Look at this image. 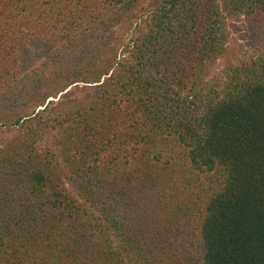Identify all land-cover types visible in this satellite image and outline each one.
I'll return each instance as SVG.
<instances>
[{
  "label": "trees",
  "instance_id": "1",
  "mask_svg": "<svg viewBox=\"0 0 264 264\" xmlns=\"http://www.w3.org/2000/svg\"><path fill=\"white\" fill-rule=\"evenodd\" d=\"M146 2L0 0V105L33 44L82 45L0 149V264H264V49L201 82L264 0Z\"/></svg>",
  "mask_w": 264,
  "mask_h": 264
},
{
  "label": "rangeland",
  "instance_id": "2",
  "mask_svg": "<svg viewBox=\"0 0 264 264\" xmlns=\"http://www.w3.org/2000/svg\"><path fill=\"white\" fill-rule=\"evenodd\" d=\"M155 1L157 0H147L146 4ZM224 24L227 34L225 51L219 59L207 65L201 82L223 77L224 71L231 67L241 64L249 65L264 49L263 21L246 16H231L225 20ZM144 31H146L144 23H139L133 18L121 22L107 32H98L93 44L96 43L95 46L102 49L101 60L105 56L112 58L113 54L118 56L123 52V47L134 34ZM81 49L82 45H78L70 53L59 57L52 47L36 43L27 53H24L18 64L16 80L18 89L11 90L9 93V96H12L11 100L4 98V102L0 105V149L19 143V131L12 126L14 119L22 118L34 109L36 103L40 102L53 86L54 77L69 70L82 52ZM52 101L56 102V99ZM68 105H72V101ZM39 109L41 108L38 107L35 110ZM47 144L50 142L44 141L40 146L44 147ZM214 178L215 176L212 177L213 182L218 183ZM202 182L208 184L211 181L203 176ZM186 226L191 230L195 227V222ZM182 236L186 238L185 235Z\"/></svg>",
  "mask_w": 264,
  "mask_h": 264
}]
</instances>
